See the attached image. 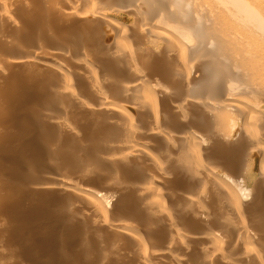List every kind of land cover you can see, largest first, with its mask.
I'll list each match as a JSON object with an SVG mask.
<instances>
[{
	"label": "bare ground",
	"instance_id": "bare-ground-1",
	"mask_svg": "<svg viewBox=\"0 0 264 264\" xmlns=\"http://www.w3.org/2000/svg\"><path fill=\"white\" fill-rule=\"evenodd\" d=\"M28 2H58L62 29L76 35H49L54 58L39 45L0 55L7 103L16 95L2 96L6 89L35 86L22 79L56 78L42 108H54L47 121L64 140L32 155L44 183L24 190L30 202L36 192L62 195L52 227H81L89 237L74 240L78 253L102 243L93 264H264V0H0L1 26L21 32L12 12L28 15ZM70 106L84 118L70 123ZM0 184L2 205L14 182Z\"/></svg>",
	"mask_w": 264,
	"mask_h": 264
},
{
	"label": "rangeland",
	"instance_id": "rangeland-1",
	"mask_svg": "<svg viewBox=\"0 0 264 264\" xmlns=\"http://www.w3.org/2000/svg\"><path fill=\"white\" fill-rule=\"evenodd\" d=\"M28 4L30 6L28 15L19 10L12 12V15L22 27L21 32L19 30L16 32V30L14 31L6 25L1 26L4 22L0 21V38L4 41L6 38L12 44L20 46V48L18 45V48L15 45L8 46V48L5 46L6 50L0 47L1 57L10 59L23 54H31L34 52L32 49L35 45L41 47L40 52H43L44 57L54 58L58 56L56 52L58 49L57 44L51 40L49 35L51 37L65 36L66 39L70 40V43L76 36L62 29L54 10L58 2L52 4L41 2L38 5L34 2H28ZM46 7L47 9L44 10ZM43 19H46L47 22ZM117 19L114 20L116 27H124L130 17L125 15L124 17H117ZM258 22L263 23L264 21L259 19ZM262 36L264 37V34ZM69 67L71 70H75L72 65ZM67 68L64 67V71L67 72L66 76L70 74ZM78 79L76 76H70L69 86L79 91L80 95V91L85 86L81 85L79 87L77 84ZM55 80L54 77H47L46 79L24 78L21 80L24 85L28 81H32L35 86H27L28 88H23V90L21 88L6 89L2 96L16 95L12 103H7L0 97L1 104L6 102L3 103L4 106L1 105L3 108L0 109V128L3 131L2 135L9 138L10 141L9 151L7 153L0 152L4 154H0V178H7L14 182L12 190L10 189L9 192L2 191L5 194L6 201L0 205V223H3L2 225L6 223L4 228L7 227V229L0 231V264H93V260L96 259L94 257L95 250L101 249L104 251L103 248H105L101 243L95 248H85L78 253L76 249L80 250L82 247L80 243H76L74 240L87 239L89 235L87 233L83 234L85 231H82L81 227L77 225L67 230L62 227H52L56 219L50 214L49 210L60 203L59 200L62 195L36 192L39 200L30 202L24 192L26 186L34 187L44 183V178L39 175L44 168L31 161L32 155L43 157V150L46 147L58 146L64 140L61 135L57 138L53 137L54 127L49 126L50 122L47 121L48 118L45 112L47 110L54 112V108L45 107L47 110L42 108L45 106V97L50 92L49 87ZM79 97L81 100H86L82 95ZM71 107L73 106H70V109H67L66 114H64V117L70 123H75L78 118H84L83 111ZM24 117L27 118V123H30V125L29 131L22 135L19 123L23 121ZM92 117L96 121L105 118L99 114ZM33 123L37 124L38 128H34ZM237 123H240V121L237 120ZM8 129H10V132H8ZM205 134L207 133L205 132ZM235 135H238L237 132H235ZM90 151V144L87 141L82 152L87 154ZM149 151L154 155L156 154V150L152 147L149 148ZM59 171L67 172L66 174L71 178L73 177V173L66 168H61ZM3 186L0 184V189H3ZM41 198H44V202H41ZM15 217L20 219L21 229L19 233H16L17 226H14L13 220ZM51 227L57 230V233L51 231L53 236H40L39 233L43 232L44 229H51ZM28 233H32L33 236L28 237Z\"/></svg>",
	"mask_w": 264,
	"mask_h": 264
}]
</instances>
